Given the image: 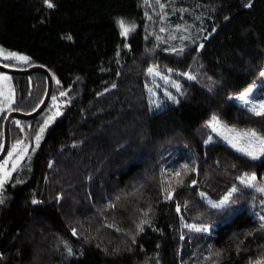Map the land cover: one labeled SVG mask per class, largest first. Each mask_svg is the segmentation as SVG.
Here are the masks:
<instances>
[{
    "label": "trees",
    "instance_id": "obj_1",
    "mask_svg": "<svg viewBox=\"0 0 264 264\" xmlns=\"http://www.w3.org/2000/svg\"><path fill=\"white\" fill-rule=\"evenodd\" d=\"M120 16L135 19L128 36ZM0 47L28 57L7 64L49 68L56 97L11 122L0 264H264V153L252 159L212 127L264 136V115L230 99L264 72V0H0ZM153 64L189 74L155 112ZM11 76L0 152L8 112L35 110L48 87L41 72ZM233 187L223 209L200 195Z\"/></svg>",
    "mask_w": 264,
    "mask_h": 264
},
{
    "label": "rangeland",
    "instance_id": "obj_2",
    "mask_svg": "<svg viewBox=\"0 0 264 264\" xmlns=\"http://www.w3.org/2000/svg\"><path fill=\"white\" fill-rule=\"evenodd\" d=\"M121 19L125 21L126 26L129 28L128 34L126 35L128 36L135 24V19L132 17H128V16H120L117 19V21ZM0 50H2V52H0L1 57L3 56L7 57L9 53H13V52H8L6 50H3L2 47H0ZM17 56H21V55L17 54ZM1 57H0V62L7 64L5 60L2 59ZM7 65H11L14 67H25L22 62H15L12 64H7ZM150 68H152L153 71L147 72L148 78L150 80V84H147V92H148L150 109L151 111L155 112V111H159L169 106L170 104H174L178 101L179 95L181 93V89L183 87L181 79H188L189 74L183 73V72L171 69V68L165 69L158 64H153L149 67V69ZM0 76L10 77V79L7 81L0 80V110H7V109H10L12 107V104L15 102V90L12 84L11 74L0 72ZM263 82H264V72L260 76L257 83L254 86L250 87L253 89V91L249 93L248 97L246 98L248 100V103L245 104L242 100H239V99L237 100L243 105L249 107L250 109H252V105L258 106L261 103H264V88L258 90L259 92L256 91L257 87L263 84ZM257 92L262 93V94L257 95ZM238 96L239 94L236 97ZM173 97L175 98L174 100H173ZM257 110L264 111L259 108ZM212 127L217 133H219L223 137L224 140L230 143L237 150H239L240 148H248L249 141H250L253 148H255L258 151L259 147L261 146V142L264 141V136H262L260 133H258L257 131L253 129H238L234 127H227L223 123H220L218 120H215V121L213 120ZM250 132H255L256 136L255 137L249 136L248 134ZM262 154L263 153L259 154L258 158ZM9 160L10 159H6L5 161L0 163V178H3L4 181L9 178L10 175H6V174H11V169L13 168L12 165L9 164ZM239 181L241 182L240 179ZM200 195L210 205L220 201V200L216 201L212 199L211 197H209L206 191H200ZM186 225H195L196 227L192 229H201V231H209L208 226L188 223L184 220V226ZM188 228H191V227H188Z\"/></svg>",
    "mask_w": 264,
    "mask_h": 264
},
{
    "label": "snow or ice",
    "instance_id": "obj_3",
    "mask_svg": "<svg viewBox=\"0 0 264 264\" xmlns=\"http://www.w3.org/2000/svg\"><path fill=\"white\" fill-rule=\"evenodd\" d=\"M48 6L52 7L53 5L51 3H49ZM117 23H118V26L121 29V34L122 35H127L128 31H129V28L126 26L125 21L121 19V20H118ZM0 52H2V50H0ZM6 58L19 59V60H22V61H25V62H27V60H28V57L17 56L16 53H9ZM5 66L7 67V65H5ZM148 71L152 72L153 69L150 68ZM190 78L195 79V77H190ZM9 79H10V77H8V76H0V80L7 81ZM57 83H58V81H57ZM252 91H253V89L249 88L246 92L240 93L238 97H230V99H239V100H242L245 104H247L248 100L246 98L248 97L249 93H251ZM60 95L61 96H65L66 93L65 92H61ZM52 99L55 100L56 97H52ZM174 99L175 98L173 97V100ZM258 108L261 109V110H264V103H261L258 106L257 105H252V111L254 112V114L264 115V111H258L257 110ZM213 120L215 121L216 118L214 117ZM17 123H19V122L17 121ZM47 123H48V121L46 120L45 121V127L47 126ZM43 131H44V128L42 127L40 129V132H43ZM248 135L251 136V137H255L256 136L255 132H250ZM39 139H40V136L37 135L36 136L37 142L39 141ZM239 150L241 152L245 153L248 157H250L252 159H257L259 154L264 153V141L261 142V146L259 147L258 151L255 148H253V146H252L250 141H249V147L248 148H240ZM8 154L11 155V153H8ZM13 168H15V165H13ZM6 175H10V174H6ZM240 180H241V183L244 184L245 186L256 187L257 177H256L255 174H252V175L244 174L243 176L240 177ZM3 183H4V179L0 178V188L3 187ZM193 184H195V181H193ZM256 190H258L259 192L264 193V186L258 187ZM237 191H238V189L233 187L231 189V191L222 200H220L217 203H213L211 206L213 208H216V209L225 208L231 202V197H232L233 193H235ZM168 198H170V196ZM3 202H4L3 199L0 198V204H2ZM32 203L36 204V203H38V201L33 200ZM179 210H180V206L177 205V211L179 212ZM260 219L264 220V216H261ZM186 226L187 227H191V228H195L196 227L195 225H186ZM197 230H201V229H197ZM68 251H69V254H71L72 249L69 248Z\"/></svg>",
    "mask_w": 264,
    "mask_h": 264
},
{
    "label": "water",
    "instance_id": "obj_4",
    "mask_svg": "<svg viewBox=\"0 0 264 264\" xmlns=\"http://www.w3.org/2000/svg\"><path fill=\"white\" fill-rule=\"evenodd\" d=\"M0 62V72L16 75H30L36 72L44 73L48 79V87L46 95L41 104L33 111L26 112L18 109H12L8 112L4 121V145L0 152V162L6 157L11 147V122L13 119L18 118L22 120H30L36 118L47 108L54 90V78L52 72L46 66L42 64H31L27 67H14Z\"/></svg>",
    "mask_w": 264,
    "mask_h": 264
}]
</instances>
